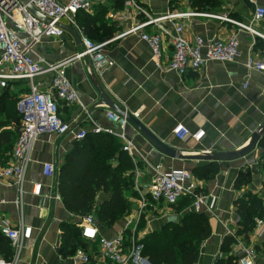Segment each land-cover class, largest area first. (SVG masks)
Returning <instances> with one entry per match:
<instances>
[{"label": "crops", "instance_id": "0c3cea01", "mask_svg": "<svg viewBox=\"0 0 264 264\" xmlns=\"http://www.w3.org/2000/svg\"><path fill=\"white\" fill-rule=\"evenodd\" d=\"M89 1L90 11L80 12L78 16L80 21L84 17L93 18L94 29L89 34L99 32L100 36L102 31L98 28L102 20L119 29L107 39L116 40L105 50L110 65L102 73L94 72L87 59H74L83 48L77 46L67 31L63 37L46 38L33 48V58L43 63L58 64L74 59L67 66V76L78 92L83 106L89 110L91 121L85 117L79 105H61L60 118L70 127V134L63 137L46 135L37 141L24 185V223L31 232L25 241L19 264H75L71 256L63 258L59 250L67 229L81 233L83 218L73 216L65 210L58 193L57 178L44 177L43 165L53 164L58 173L65 156L79 142L75 140V135L82 131L93 134L94 126H98L121 132L119 126L108 120L107 113L110 110L118 115L123 113L134 117L136 114L137 117L134 118L147 131L169 150L178 152L180 157H201V160H182L162 156L128 123L122 131L134 144L133 156L140 159L138 169L142 186L147 188L153 176L146 163L150 167L161 165L169 170L187 171L192 175L198 169L212 163L217 164L218 174L213 180L207 182L196 179L202 185V195L206 198L209 195L217 197L214 213H206L211 235L200 246L196 264H216L221 256L223 240L229 237V233L237 239L230 251L233 257L243 256V251L239 249L241 245L254 250L255 264H264V233L258 234L255 228L247 237L236 236L240 231L238 201L250 195L264 204V146L259 144L250 155L236 161L202 160L205 157L243 151L250 145L254 134L264 126V74L248 71L245 67L250 54L264 58V39L240 28L250 27L264 37V21L253 23L254 9L243 0H225L222 10L209 13L192 11L188 2L138 0L141 7L154 18L172 13L206 15L176 21L177 24L185 26L186 36L190 40L196 37L208 40L214 36L223 38L231 34L237 35L241 56L235 63L210 62L199 72L190 71L184 77H179L175 73H160L155 68L151 50L140 39L139 33L118 38L137 21L142 20L141 17L135 16V20L118 22L111 17L123 11L118 9L123 4L121 1ZM262 5L264 6V2ZM207 16L225 17L226 21ZM76 26L80 32L77 33L87 37L84 30L77 24ZM165 26L169 27L171 24L165 23ZM154 29L150 26L144 32L151 34ZM165 53L166 57H171L172 47L167 41ZM50 80L51 76L42 75L35 79V84L39 90L44 91L49 87ZM24 83L23 88L26 89L27 84ZM180 124L191 135L202 131L204 136L199 142L191 136L184 141H178L173 130ZM241 174H249L251 183L237 190L236 182ZM37 186L40 187L38 196L33 193ZM134 190L136 197L127 198L130 212L112 226H104L95 219L100 237L113 239L119 234L133 232L132 223L140 211L135 184ZM16 198L17 191L14 186L0 187V227L6 222L12 227L17 226L19 214L14 204ZM109 198V195L100 193L96 200L97 205ZM172 216L179 220V216L163 204L153 208L148 206L142 211V218L137 225L136 240L161 231L169 224L168 218ZM142 221L144 223L141 226ZM87 253L91 257V264H109L100 261L97 252L92 248Z\"/></svg>", "mask_w": 264, "mask_h": 264}, {"label": "built area", "instance_id": "2783aa9c", "mask_svg": "<svg viewBox=\"0 0 264 264\" xmlns=\"http://www.w3.org/2000/svg\"><path fill=\"white\" fill-rule=\"evenodd\" d=\"M123 3V11L111 17L118 22L135 20V16L141 17L131 28L118 38L139 33L140 39L148 45L152 53L155 68L160 73H175L184 77L188 72H199L208 63L221 64L235 63L241 56L240 43L236 34L227 37L214 36L205 40L196 37L188 39L185 26L176 21L206 16L197 13H172L158 18L143 9L137 0H119ZM179 3L188 0H175ZM254 9L253 23L264 21V0H248ZM91 3L89 0H0V91L10 85L11 82L26 81L29 92L23 95L18 102V113L21 116V132L14 147L12 160L5 166H0V187L14 186L17 198L14 202L18 210L19 220L17 226L2 223L0 233L10 242L13 249V258L10 261L0 259V264H19L25 241L30 237L31 230L24 223V185L27 171L31 164V155L37 141L43 136L63 137L70 134V127L60 118V106L79 105L85 117L91 121L89 110L83 106L78 92L73 87L67 76V66L74 59H87L91 63V69L96 73H102L109 64L105 54L106 48L116 39L107 40L95 44L85 36H81L82 51L74 59L66 60L58 64L36 61L32 54L33 48L46 38H61L66 33L64 27H72L78 33L75 17L80 12H89ZM35 10L44 21L32 12ZM221 21L225 17L207 16ZM229 21V20H228ZM231 22V21H229ZM165 23L171 26L166 27ZM153 26L154 33H145L147 27ZM249 34L264 37L250 27L240 26ZM117 38V39H118ZM172 47L171 57L165 56V45ZM43 63V64H42ZM110 65V64H109ZM248 71L264 74V58L250 54L245 62ZM51 76L49 87L42 91L35 84V79L42 76ZM137 117L136 114L133 115ZM133 117V118H134ZM108 120L121 128V132L113 129H102L94 126L93 134H108L116 137L122 144L123 150L130 156L134 165V184L139 194L140 211L136 215L134 230L131 233L130 245H125L124 234H119L113 239L99 236L96 228V220L90 215L83 218L81 236L90 241L97 242V256L102 262L109 264H148L142 258V246L135 238L137 225L142 218V211L152 202L165 206H174L183 198H192L193 204L188 211L195 213L213 214L217 197L215 195H202V185L190 172L173 171L161 165L148 169L153 173L151 184L146 188L140 183L138 169L139 160L133 156L134 144L123 133L128 125L126 118L114 111H108ZM87 133L82 131L75 135L76 141H81ZM173 135L178 141H184L190 137L199 142L204 132L199 131L193 135L183 125H177ZM43 175L49 179L57 178V169L53 164L43 165ZM34 195L40 194V187L34 190ZM150 199L152 202H150ZM210 201L208 202L207 201ZM258 234L264 233V221L256 220ZM229 237H235L229 233ZM237 240V239H236ZM238 243V242H237ZM243 256L238 260L239 264H255V253L252 248H244ZM75 264H91L92 260L86 252L78 250L72 257Z\"/></svg>", "mask_w": 264, "mask_h": 264}, {"label": "trees", "instance_id": "16d2710c", "mask_svg": "<svg viewBox=\"0 0 264 264\" xmlns=\"http://www.w3.org/2000/svg\"><path fill=\"white\" fill-rule=\"evenodd\" d=\"M247 3L248 0H243ZM138 2V0H137ZM225 0H188L190 9L197 13L219 12ZM122 4V3H121ZM118 9H123V4ZM75 17V23L84 30L87 38L95 44L110 39L119 29L114 24L100 23L102 33L89 34L94 29L93 18L84 17L82 21ZM78 19V20H77ZM98 31V30H97ZM95 36V37H93ZM22 82V81H17ZM0 91V166L5 167L12 160L14 147L21 132V116L17 103L21 96L29 92L21 87L12 91V86ZM264 146V138L260 142ZM218 174V166L212 163L208 167L194 172V178L211 181ZM251 183L249 174H241L236 189L241 190ZM57 188L65 210L76 217L92 215L100 224L112 226L119 218L130 212L129 197H136L134 190V165L123 150V144L111 135L87 134L64 158L57 173ZM202 192V190H200ZM100 193L110 198L97 205ZM204 193V190H203ZM150 202L151 199H150ZM193 204L192 198H183L176 205L168 206L179 216L176 223H169L161 231L146 235L138 244L142 246L141 256L148 264H196L200 246L210 238L211 229L206 213L188 211ZM152 208L157 206L152 202ZM240 227L237 237H247L256 228V220L264 221V204L261 200L247 195L237 203ZM144 222L140 224L142 226ZM140 226V227H141ZM131 233L124 234L125 245H130ZM236 244L234 237H226L221 246V256L216 264H239V258L231 255ZM97 242H90L74 230L67 229L59 250L63 258L73 257L78 250L87 253L89 248L97 252ZM88 254V253H87ZM0 256L5 261L13 258V249L9 240L0 233ZM90 257V255L88 254ZM91 258V257H90Z\"/></svg>", "mask_w": 264, "mask_h": 264}, {"label": "water", "instance_id": "95a60500", "mask_svg": "<svg viewBox=\"0 0 264 264\" xmlns=\"http://www.w3.org/2000/svg\"><path fill=\"white\" fill-rule=\"evenodd\" d=\"M35 16L39 19L43 20V17L40 16L35 10L32 11ZM67 33L72 35L78 47H82L81 36L75 31L72 27H64ZM121 117L126 118L129 125H131L140 135H142L153 147L154 149L160 153L162 156H165L170 159H182V160H201V157H180L179 153L176 151L169 150L165 145H163L158 139H156L149 131H147L135 118L128 114H120ZM264 138V126L257 131L250 145L239 153L234 154H220L215 155V157H205L202 160L207 161H215V162H224V161H236L245 158L246 156L250 155L256 147L260 144L261 140ZM208 156V155H207ZM177 217L172 216L168 218V223H176Z\"/></svg>", "mask_w": 264, "mask_h": 264}, {"label": "rangeland", "instance_id": "374dc122", "mask_svg": "<svg viewBox=\"0 0 264 264\" xmlns=\"http://www.w3.org/2000/svg\"><path fill=\"white\" fill-rule=\"evenodd\" d=\"M24 86H25V83L22 81V82L15 83V85H13L11 88H12V91H16L17 89H21V87H24ZM20 98H18V99L20 100ZM17 106H18V103H17Z\"/></svg>", "mask_w": 264, "mask_h": 264}]
</instances>
